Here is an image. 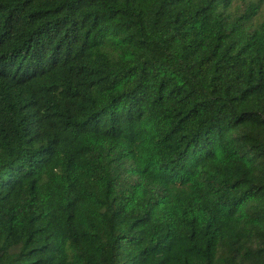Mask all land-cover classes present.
I'll list each match as a JSON object with an SVG mask.
<instances>
[{"label": "trees", "instance_id": "obj_1", "mask_svg": "<svg viewBox=\"0 0 264 264\" xmlns=\"http://www.w3.org/2000/svg\"><path fill=\"white\" fill-rule=\"evenodd\" d=\"M259 5L0 0V264H264Z\"/></svg>", "mask_w": 264, "mask_h": 264}, {"label": "rangeland", "instance_id": "obj_2", "mask_svg": "<svg viewBox=\"0 0 264 264\" xmlns=\"http://www.w3.org/2000/svg\"><path fill=\"white\" fill-rule=\"evenodd\" d=\"M253 2L255 3H259V9H258V12L256 14V16L254 17V21L257 22L259 20H262L264 19V0H252ZM238 1L235 2V4L237 3Z\"/></svg>", "mask_w": 264, "mask_h": 264}]
</instances>
